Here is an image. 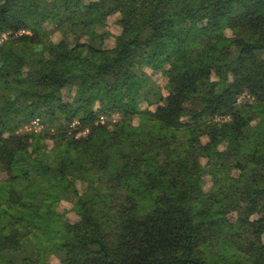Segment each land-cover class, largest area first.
Wrapping results in <instances>:
<instances>
[{"label":"trees","instance_id":"trees-1","mask_svg":"<svg viewBox=\"0 0 264 264\" xmlns=\"http://www.w3.org/2000/svg\"><path fill=\"white\" fill-rule=\"evenodd\" d=\"M53 256L264 264V0H0V264Z\"/></svg>","mask_w":264,"mask_h":264},{"label":"rangeland","instance_id":"rangeland-1","mask_svg":"<svg viewBox=\"0 0 264 264\" xmlns=\"http://www.w3.org/2000/svg\"><path fill=\"white\" fill-rule=\"evenodd\" d=\"M62 72H63V69L60 68V73H62ZM70 206H71V204L69 202H62L59 209L61 212L67 211L68 217H70L71 219H75L76 213L72 210L71 211L69 210ZM56 219H58V218H56ZM51 262H52V264H57L58 259L55 256H53Z\"/></svg>","mask_w":264,"mask_h":264}]
</instances>
